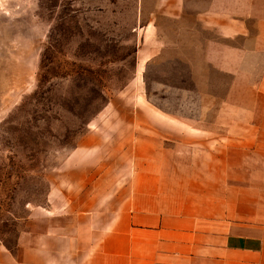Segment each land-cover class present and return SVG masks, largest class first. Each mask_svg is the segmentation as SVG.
Here are the masks:
<instances>
[{
	"label": "rangeland",
	"instance_id": "374dc122",
	"mask_svg": "<svg viewBox=\"0 0 264 264\" xmlns=\"http://www.w3.org/2000/svg\"><path fill=\"white\" fill-rule=\"evenodd\" d=\"M148 2L0 0V248L39 229L60 188L118 196L124 159L220 155L191 126L196 93L231 79L178 35L172 5Z\"/></svg>",
	"mask_w": 264,
	"mask_h": 264
},
{
	"label": "crops",
	"instance_id": "0c3cea01",
	"mask_svg": "<svg viewBox=\"0 0 264 264\" xmlns=\"http://www.w3.org/2000/svg\"><path fill=\"white\" fill-rule=\"evenodd\" d=\"M153 3L172 5L178 35L231 79L225 95L196 93L191 126L220 155L124 159L118 196L60 188L0 264H264V0Z\"/></svg>",
	"mask_w": 264,
	"mask_h": 264
}]
</instances>
